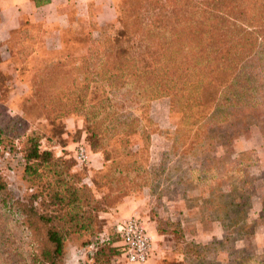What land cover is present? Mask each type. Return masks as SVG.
<instances>
[{"label":"rangeland","instance_id":"obj_1","mask_svg":"<svg viewBox=\"0 0 264 264\" xmlns=\"http://www.w3.org/2000/svg\"><path fill=\"white\" fill-rule=\"evenodd\" d=\"M110 2L114 19L101 30L89 31L81 23L70 29L55 20L27 18L6 34L1 42L10 39L9 44L0 46V129L16 118L20 123L16 133L35 130L41 136L39 150L71 160L72 170L81 175L97 199L114 202L99 213L101 234H112L120 220L138 218L150 243L145 264H264V220L257 218L264 210L262 126L239 130L232 123L213 128L206 150L194 145L185 150L192 137L177 139L179 114L170 112L167 97H143L140 82L110 89L103 75L89 73L86 65L91 62L96 67L98 62L88 53L90 41H101L111 29L109 34L114 36L118 29L115 16L121 0ZM121 45L133 54L141 50L131 40L123 39ZM100 100L105 101L92 106ZM121 121L132 123L122 126ZM97 126L105 133L90 137L89 129ZM17 146L0 147V175L12 196L25 199L35 187L22 173ZM78 147L85 150L83 164L74 160ZM242 153L241 164L247 165L243 177L238 181L225 174L221 179L234 184L236 195L238 188L242 191L235 199L228 193L216 198L210 189L217 185L209 182L203 187L202 174L225 172L223 168ZM249 195L251 202L245 199ZM230 200L250 209L246 208L244 220L223 242L226 229L216 219L227 215L224 209L212 208ZM122 205L125 215L118 214ZM230 209L236 218L244 215L237 214V208ZM90 238L68 237L63 243L62 264H95ZM109 264L131 263L119 253Z\"/></svg>","mask_w":264,"mask_h":264},{"label":"trees","instance_id":"obj_2","mask_svg":"<svg viewBox=\"0 0 264 264\" xmlns=\"http://www.w3.org/2000/svg\"><path fill=\"white\" fill-rule=\"evenodd\" d=\"M32 1L36 7L49 2ZM115 19L114 36L109 34L111 29L101 41H90L88 53L98 62L97 68L88 63L86 70L94 77L103 75L110 89L140 82L143 97H167L170 112L179 114L177 139L192 137L185 150L193 145L206 150V142L209 146L212 141L210 129L232 123L239 130L249 126L264 130V0H121ZM123 39L131 40L132 46L137 42L139 53L122 47ZM129 123L119 122L122 126ZM19 125L16 118L5 123L6 129H0V147L9 149L18 143L22 173L33 181L35 190L25 199L16 198L0 175V264H62L64 241L81 235L91 237L88 246L94 263L109 264L112 257L122 254L121 247L113 232L101 234L97 226L99 213L114 202L97 199L72 170L71 160L39 150L40 134L35 130L16 133ZM98 132L105 133L101 126L89 129L90 137L99 136ZM241 155L223 168L225 172L213 170L210 176L201 171L202 186L216 184L210 189L216 198L228 193L235 199L237 189L228 179L243 177L247 165L241 164ZM225 174L228 179L222 183ZM251 198L245 197L250 202ZM228 206L244 215L236 218ZM216 208L227 215L216 219L228 232H224L225 242L250 207L230 200L212 210ZM257 218L264 220V210Z\"/></svg>","mask_w":264,"mask_h":264},{"label":"crops","instance_id":"obj_3","mask_svg":"<svg viewBox=\"0 0 264 264\" xmlns=\"http://www.w3.org/2000/svg\"><path fill=\"white\" fill-rule=\"evenodd\" d=\"M112 11L110 0H49L37 7L32 0H0V42L27 18L55 20L70 29L81 23L91 31L101 30L103 25L112 22ZM124 210L122 205L118 214L125 215Z\"/></svg>","mask_w":264,"mask_h":264},{"label":"built area","instance_id":"obj_4","mask_svg":"<svg viewBox=\"0 0 264 264\" xmlns=\"http://www.w3.org/2000/svg\"><path fill=\"white\" fill-rule=\"evenodd\" d=\"M74 160L77 164L86 161L85 150L78 147ZM113 233L117 236V245L122 256L131 264H145L150 252L149 237L142 222L136 217H129L114 224Z\"/></svg>","mask_w":264,"mask_h":264}]
</instances>
